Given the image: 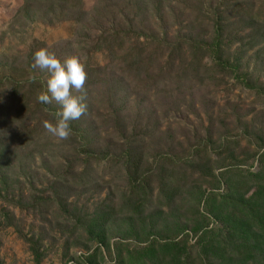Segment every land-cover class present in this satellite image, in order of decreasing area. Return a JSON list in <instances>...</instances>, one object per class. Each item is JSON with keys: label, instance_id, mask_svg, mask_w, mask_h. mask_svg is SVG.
Instances as JSON below:
<instances>
[{"label": "rangeland", "instance_id": "1", "mask_svg": "<svg viewBox=\"0 0 264 264\" xmlns=\"http://www.w3.org/2000/svg\"><path fill=\"white\" fill-rule=\"evenodd\" d=\"M57 1L0 0V264H264V0ZM216 17L233 69L169 56ZM40 49L86 73L64 140Z\"/></svg>", "mask_w": 264, "mask_h": 264}, {"label": "clouds", "instance_id": "2", "mask_svg": "<svg viewBox=\"0 0 264 264\" xmlns=\"http://www.w3.org/2000/svg\"><path fill=\"white\" fill-rule=\"evenodd\" d=\"M33 61L34 68L48 73L47 91L38 95L37 101L44 105L54 101L60 106V110L55 113V124L45 122L44 127L57 139H67L72 133L71 122L80 119L86 112V105L70 95V89L79 91L84 87V67L75 57L61 62L47 49L36 51Z\"/></svg>", "mask_w": 264, "mask_h": 264}, {"label": "trees", "instance_id": "3", "mask_svg": "<svg viewBox=\"0 0 264 264\" xmlns=\"http://www.w3.org/2000/svg\"><path fill=\"white\" fill-rule=\"evenodd\" d=\"M27 1V0H26ZM50 1H54V0H50ZM60 3L61 2H67V0H58ZM57 1V2H58ZM110 34H107L106 36V39H115L117 40L119 38V33H116V32H108ZM223 27L221 26V21L219 19V17H216V19L213 20V39L210 43H207V42H203V41H198L196 38L194 37H190V36H177V38H175V41L178 42L177 45H174L171 49H170V54H173L174 52H180L181 53V48H182V45L186 44L187 47H189L188 49L191 52L192 56H195L197 54L200 53V55L202 54H205V56H208V55H211V57L213 58V61H215L216 64H218L221 68H232L233 69V66L231 64L228 63V61H223V62H220V60L222 59V55L223 53H225V51L222 50L223 46L225 45L224 44V38H223ZM151 41H155V42H158L159 43V46L161 45V43H166L168 44V40H166L165 38L161 39V41H159L156 37L153 38L151 37L150 38ZM114 41V40H112ZM112 41L108 44H105L107 45V50L109 51V53L113 52V49H112ZM135 50H130L129 53H127L126 55L129 57V56H132L134 55V52ZM136 54V53H135ZM140 54V53H139ZM143 54V52L141 53ZM141 54L140 55H137V60H140V57H141ZM201 55V56H202ZM136 56V55H134ZM140 64V62H139ZM141 68V67H140ZM99 69H97L96 71H98ZM100 71V70H99ZM261 171V170H260ZM260 171L256 174H253V177L254 178H259L260 176ZM262 174H264V163H262ZM252 177V176H251ZM260 180V179H259ZM263 209V208H262ZM249 213H253L248 211ZM254 214V213H253ZM255 216V219H251L247 224L249 227H253L255 225H257V223L259 224L260 226V230L262 231L261 233H264V209L261 213V215H259V213H256L254 214ZM254 228V227H253ZM211 234V231H207L206 234L207 235H204L206 238H209L210 237V234ZM209 236V237H208ZM242 237H245V232L243 231V234H242ZM260 237H264V235H261ZM261 238H252V240L256 241V240H260ZM207 243H205L203 241V237L200 238L199 240V243H200V246L201 247H205L206 249L209 247V243L208 240L206 239ZM204 243V245H203ZM255 245H252V242H248L247 244V250L244 251V253H240L239 256H244L245 257V260H249L248 257H246L245 254H257V251L259 249H257L256 247H254ZM245 247V248H246ZM217 252V251H216ZM247 258V259H246Z\"/></svg>", "mask_w": 264, "mask_h": 264}]
</instances>
